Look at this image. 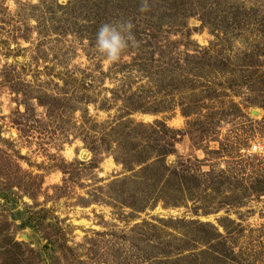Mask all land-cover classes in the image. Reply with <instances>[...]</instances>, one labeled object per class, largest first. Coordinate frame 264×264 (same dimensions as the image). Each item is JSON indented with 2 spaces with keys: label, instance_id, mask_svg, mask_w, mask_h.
I'll list each match as a JSON object with an SVG mask.
<instances>
[{
  "label": "rangeland",
  "instance_id": "374dc122",
  "mask_svg": "<svg viewBox=\"0 0 264 264\" xmlns=\"http://www.w3.org/2000/svg\"><path fill=\"white\" fill-rule=\"evenodd\" d=\"M0 264H264V0H0Z\"/></svg>",
  "mask_w": 264,
  "mask_h": 264
},
{
  "label": "trees",
  "instance_id": "16d2710c",
  "mask_svg": "<svg viewBox=\"0 0 264 264\" xmlns=\"http://www.w3.org/2000/svg\"><path fill=\"white\" fill-rule=\"evenodd\" d=\"M172 142V143H171ZM167 144H169V145H172L173 144V139H172V141H170V142H168ZM168 151H166V154H168L169 153V149H167ZM168 152V153H167ZM20 243H18V242H14L12 245L13 246H18Z\"/></svg>",
  "mask_w": 264,
  "mask_h": 264
}]
</instances>
